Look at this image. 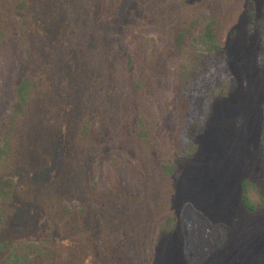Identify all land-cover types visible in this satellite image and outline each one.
Here are the masks:
<instances>
[{
    "label": "rangeland",
    "instance_id": "1",
    "mask_svg": "<svg viewBox=\"0 0 264 264\" xmlns=\"http://www.w3.org/2000/svg\"><path fill=\"white\" fill-rule=\"evenodd\" d=\"M0 145L24 264H264V0H0Z\"/></svg>",
    "mask_w": 264,
    "mask_h": 264
},
{
    "label": "trees",
    "instance_id": "2",
    "mask_svg": "<svg viewBox=\"0 0 264 264\" xmlns=\"http://www.w3.org/2000/svg\"><path fill=\"white\" fill-rule=\"evenodd\" d=\"M252 5L250 14H253ZM210 35V34H209ZM202 36V35H201ZM28 77L22 78L20 83L16 88V109H22L26 102L27 96V85L30 84ZM13 111V112H12ZM14 111L11 112L4 117L8 116V119L14 118ZM3 153V147L0 145V158ZM244 187H246V182H244ZM17 188V182L15 179L11 178L10 176L2 175L0 176V202H10L14 199L15 189ZM244 201L246 206L253 210V205L249 202V198L246 194H244ZM1 214V212H0ZM1 217V215H0ZM36 221L31 224H24V223H13L8 227H1L0 226V264H24L29 256L26 252L21 251L20 244L27 240L28 237H32L34 234L38 235L41 231L45 232L47 229V225L41 221L39 215H35ZM2 230H4L5 236L1 235ZM34 235V236H36ZM40 254V253H37Z\"/></svg>",
    "mask_w": 264,
    "mask_h": 264
}]
</instances>
